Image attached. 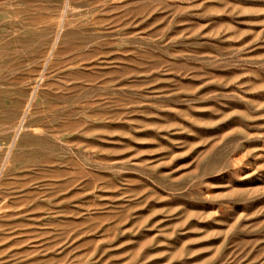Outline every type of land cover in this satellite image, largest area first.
Masks as SVG:
<instances>
[{"label":"rangeland","instance_id":"374dc122","mask_svg":"<svg viewBox=\"0 0 264 264\" xmlns=\"http://www.w3.org/2000/svg\"><path fill=\"white\" fill-rule=\"evenodd\" d=\"M0 169V264H264V0H0Z\"/></svg>","mask_w":264,"mask_h":264},{"label":"bare ground","instance_id":"6f19581e","mask_svg":"<svg viewBox=\"0 0 264 264\" xmlns=\"http://www.w3.org/2000/svg\"><path fill=\"white\" fill-rule=\"evenodd\" d=\"M29 106V105H28ZM14 136H16V134L14 135ZM1 170V169H0ZM16 192V191H15ZM3 211V210H2Z\"/></svg>","mask_w":264,"mask_h":264}]
</instances>
